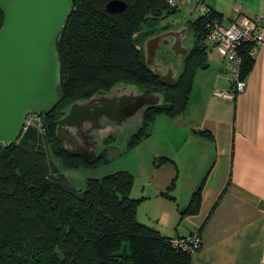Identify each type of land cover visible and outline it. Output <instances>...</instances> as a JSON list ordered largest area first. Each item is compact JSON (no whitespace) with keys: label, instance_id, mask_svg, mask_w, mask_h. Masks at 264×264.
Instances as JSON below:
<instances>
[{"label":"trees","instance_id":"1","mask_svg":"<svg viewBox=\"0 0 264 264\" xmlns=\"http://www.w3.org/2000/svg\"><path fill=\"white\" fill-rule=\"evenodd\" d=\"M109 1L113 0H71L56 46L61 99L42 116V134L27 129L15 142L0 146V264L189 263L193 252L187 248L186 237H163L137 221L135 207L141 199L131 196L129 175L120 171L86 178L83 190L77 192L65 186L60 171L47 160L50 154L59 161V168L93 171L105 166L104 154L114 148V137H109L101 141L91 161L64 152L54 135L55 122L71 103L118 84L158 94L160 104L142 113L135 134L121 148L126 153L144 137L156 115L173 118L184 112L194 75L207 66L205 23L220 19L211 8L187 23L192 46L175 83L164 87L144 64L142 45L167 28L163 20L176 10L165 0H114L125 9L110 15L104 11ZM1 20L0 14V25ZM248 50V44L238 49L240 80L253 66ZM159 158L158 166L168 160ZM203 179L181 215L197 213Z\"/></svg>","mask_w":264,"mask_h":264},{"label":"crops","instance_id":"2","mask_svg":"<svg viewBox=\"0 0 264 264\" xmlns=\"http://www.w3.org/2000/svg\"><path fill=\"white\" fill-rule=\"evenodd\" d=\"M202 2L220 15L223 25L238 13L259 19L263 42L252 57L243 90L232 100L213 95L231 91L228 65L214 50H206L207 66L195 73L184 112L169 119L175 131L163 133V145L170 148L163 156L167 162L151 167L150 182L130 190L137 199L158 198L164 213L155 221L148 209L142 215L136 210L135 216L167 238L200 229V247L188 264H264V0ZM181 9L186 8L176 13ZM166 23L161 33H174ZM179 28L185 51L193 35L188 45L186 26ZM171 68L176 76L179 68ZM203 177L197 213L181 215ZM164 194L172 198L167 201Z\"/></svg>","mask_w":264,"mask_h":264},{"label":"water","instance_id":"3","mask_svg":"<svg viewBox=\"0 0 264 264\" xmlns=\"http://www.w3.org/2000/svg\"><path fill=\"white\" fill-rule=\"evenodd\" d=\"M71 7V0H0L1 147L18 139L28 113L46 116L59 103L60 61L56 46ZM124 9L120 1L104 5V11L110 15ZM170 34L153 35L142 45L144 64L164 87L175 83V71L163 58L158 64H151L148 52L154 61L161 46L168 53L173 44L181 48V38ZM161 54L167 58V53ZM182 56L180 53L178 60ZM110 92V97H103L105 92H96L99 98L92 96L73 102L63 111L55 122L54 135L65 153L91 161L106 138L114 137V145L120 142L124 146L135 134L142 113L161 102L158 94L142 93L129 85L118 84ZM77 131H87V137ZM91 132H97V137L92 138Z\"/></svg>","mask_w":264,"mask_h":264},{"label":"rangeland","instance_id":"4","mask_svg":"<svg viewBox=\"0 0 264 264\" xmlns=\"http://www.w3.org/2000/svg\"><path fill=\"white\" fill-rule=\"evenodd\" d=\"M183 8L186 9H181L179 13H175L174 15L169 16V19L166 22L170 24L172 22H176L177 24L185 26L189 21H192L197 17V14L191 9V7ZM191 40L192 32L187 27V33L184 41L185 43L190 45ZM209 54L210 53H207L206 55L208 56ZM169 119L170 118L163 114L156 115L154 117L155 122L153 120L150 126L144 131V137L137 140V142L130 149V152H121L123 144H121L120 142H116L114 148L109 149L107 152H105L104 158L107 160V163L105 164V166L99 169H95L93 171L83 170L81 168L62 169L59 168V161L50 154L46 155L47 160H49L50 163L60 171L64 178L65 186L74 191L81 192L83 190L84 181L86 178H101L103 176L120 171L130 176L131 189L132 191H134L135 189H138L141 184L150 182L151 167H158L157 163L160 160L159 157H163L166 155L165 153L170 152L169 147H164L162 137L163 133H171L172 131H175L173 130L175 128H172L169 125ZM40 142H42V140H40ZM197 149L198 148L195 147V150ZM119 153H121L122 155H120ZM133 158L137 161L135 164L133 163ZM163 199L169 201L167 198ZM146 209L149 210V213L151 215L155 216L153 218L154 221L156 219V216L160 218L164 213V211H162L163 208L158 198H151L150 200L141 199L140 201H138V203H136L135 210H138L140 215L144 214ZM139 223L141 222L139 221Z\"/></svg>","mask_w":264,"mask_h":264},{"label":"built area","instance_id":"5","mask_svg":"<svg viewBox=\"0 0 264 264\" xmlns=\"http://www.w3.org/2000/svg\"><path fill=\"white\" fill-rule=\"evenodd\" d=\"M169 8L177 10L180 7H191L197 16H205L208 13L207 6L202 0H165ZM205 40L206 49L214 50L218 57L227 63L228 82L231 88L230 92H213L216 97L232 100L243 90L244 81L239 78L238 49L241 45L248 44V55L253 57L258 47L263 42V23L259 19L250 18L241 14H235L231 17L227 25L220 21L209 20L205 23ZM31 129L40 134L43 133L42 115L28 113L22 124L21 132ZM191 252L200 247L199 236L193 233L185 239ZM173 244H180L173 241ZM181 245V244H180Z\"/></svg>","mask_w":264,"mask_h":264},{"label":"flooded vegetation","instance_id":"6","mask_svg":"<svg viewBox=\"0 0 264 264\" xmlns=\"http://www.w3.org/2000/svg\"><path fill=\"white\" fill-rule=\"evenodd\" d=\"M177 23L176 22H172L171 23V26H172V29H175L174 30V33H172L171 35L172 36H174L175 38H181V36H182V32L180 31V26H181V24H178V25H176ZM186 26V28H187V24L185 25ZM162 31H164V30H161L160 31V34H161V32ZM158 35H159V33H158ZM161 40H164L163 38L161 39ZM151 49V48H150ZM171 52L170 53H168V52H166V48L165 47H163V46H161L160 47V49L156 52V55H155V60L154 61H152V58L150 57L151 56V52L149 51L148 52V54L150 53V56H149V62L151 63V64H158L159 63V61H160V59H165L164 60V63H171V66H173V67H175L176 65H178V66H176V70L179 68L180 69V64H181V62H182V60H184L186 57H187V55H188V50L189 49H185V53H184V56L182 57V59H180V60H178V55H180V53H181V51L178 49V47H177V45L176 44H173L172 46H171ZM161 52H165V53H167V58H164L165 56L164 55H162L161 54ZM175 56V57H174ZM143 58H144V56H143ZM105 92V94L103 95V97H110L111 96V94H112V92H110V89L108 90V91H104ZM92 97V96H91ZM93 97H95V98H99V96L98 95H93ZM101 97V96H100ZM90 98V97H89ZM87 100V99H86ZM84 101V100H83ZM62 116V115H61ZM76 131V130H75ZM101 131H103V129H100V132ZM86 132L87 131H84V132H82V133H78V131H77V133L78 134H80V135H82V136H84L85 135V137H87L86 136ZM88 134V133H87ZM96 134H97V132L96 133H93V132H91V134H90V136H92V138L93 137H96Z\"/></svg>","mask_w":264,"mask_h":264}]
</instances>
